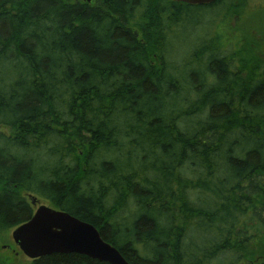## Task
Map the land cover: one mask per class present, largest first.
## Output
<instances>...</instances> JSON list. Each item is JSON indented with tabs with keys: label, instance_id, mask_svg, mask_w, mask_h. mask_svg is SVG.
Wrapping results in <instances>:
<instances>
[{
	"label": "trees",
	"instance_id": "16d2710c",
	"mask_svg": "<svg viewBox=\"0 0 264 264\" xmlns=\"http://www.w3.org/2000/svg\"><path fill=\"white\" fill-rule=\"evenodd\" d=\"M154 1L0 0V244L35 197L129 264H239L264 249L262 63L218 42L173 62L177 26Z\"/></svg>",
	"mask_w": 264,
	"mask_h": 264
},
{
	"label": "rangeland",
	"instance_id": "374dc122",
	"mask_svg": "<svg viewBox=\"0 0 264 264\" xmlns=\"http://www.w3.org/2000/svg\"><path fill=\"white\" fill-rule=\"evenodd\" d=\"M143 1L146 2V0ZM249 2L254 8L242 7L237 14L241 17L240 21L237 22L234 17L228 16L225 22L224 19H219L218 27H216V23L213 24V20L228 13L227 9L201 6L186 7L182 5L169 6L171 9L167 13L173 20L171 23L165 21L164 24L166 27L177 26L175 31H171L172 41L168 44L170 59L180 64L188 56L184 55L186 51L191 53V59L195 58L198 48H210L217 42L212 38V34L217 33L223 42H231L236 46H240L242 43L245 45L242 49L248 51L247 69L252 68L256 63H264V48H248L256 38L259 42H263L264 0H249ZM237 23L240 24V27H237ZM3 65L8 66L9 64ZM192 65H197V63H192ZM189 70L190 67L186 69V72H189ZM10 77L11 73L6 69L3 79L9 81ZM40 205L51 206L43 200L40 201ZM38 206H34L35 211ZM13 231L14 229L5 236L4 241L0 244V254L4 259L16 261L15 264H28L31 260L15 245L12 238ZM258 262H264V249L254 248L243 264H256Z\"/></svg>",
	"mask_w": 264,
	"mask_h": 264
},
{
	"label": "water",
	"instance_id": "95a60500",
	"mask_svg": "<svg viewBox=\"0 0 264 264\" xmlns=\"http://www.w3.org/2000/svg\"><path fill=\"white\" fill-rule=\"evenodd\" d=\"M171 1L209 5L217 0ZM32 204H38L35 197ZM12 238L31 260L52 254H79L108 264H129L117 248L103 240L95 226L46 205H39L29 221L14 229Z\"/></svg>",
	"mask_w": 264,
	"mask_h": 264
},
{
	"label": "flooded vegetation",
	"instance_id": "af4514ba",
	"mask_svg": "<svg viewBox=\"0 0 264 264\" xmlns=\"http://www.w3.org/2000/svg\"><path fill=\"white\" fill-rule=\"evenodd\" d=\"M87 1L91 2V0H87ZM158 3H159V1L155 0L153 2V5H157ZM171 5L172 6H180V5H185V4L167 1V2L161 3V9H166L167 7H169ZM232 5H236L239 8H242V7L249 8V9H253L254 8V6H252L250 4L249 0H217L216 2H214L212 4H209V5H206V6L210 7V8H223V7H225L224 9L228 10V7L232 6ZM189 6H191V5H189ZM201 7H203V6H201ZM228 16H229V12L226 13L224 15V17L223 16H218L217 18H214L213 24L216 23V27H218L217 23H218L219 19H224V22H225V20L227 19ZM233 17L235 18V20L237 22L241 20L240 15H234ZM224 22H223V24H224ZM237 27H240V24L237 23ZM213 35L215 36V38H216V40L218 42L215 45L216 48H244V46H245L243 43L240 46H236L235 44H233L231 42H223V40L220 38V35H218V36H216L215 34H213ZM262 36L264 38V33L262 34ZM248 48H264V39H263V42H259L258 38H256V40H254V41H252L250 43V46ZM262 67L264 69V63H262ZM244 261L245 260H243L239 264H243ZM256 264H264V262H261V263L258 262Z\"/></svg>",
	"mask_w": 264,
	"mask_h": 264
}]
</instances>
